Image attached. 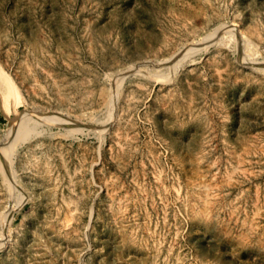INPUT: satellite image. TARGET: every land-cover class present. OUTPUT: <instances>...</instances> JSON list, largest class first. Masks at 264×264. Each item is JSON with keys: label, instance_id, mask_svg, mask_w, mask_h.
<instances>
[{"label": "rangeland", "instance_id": "obj_1", "mask_svg": "<svg viewBox=\"0 0 264 264\" xmlns=\"http://www.w3.org/2000/svg\"><path fill=\"white\" fill-rule=\"evenodd\" d=\"M0 264H264V0H0Z\"/></svg>", "mask_w": 264, "mask_h": 264}, {"label": "bare ground", "instance_id": "obj_2", "mask_svg": "<svg viewBox=\"0 0 264 264\" xmlns=\"http://www.w3.org/2000/svg\"><path fill=\"white\" fill-rule=\"evenodd\" d=\"M79 129V127H77Z\"/></svg>", "mask_w": 264, "mask_h": 264}]
</instances>
